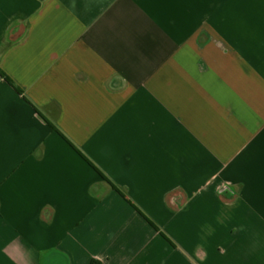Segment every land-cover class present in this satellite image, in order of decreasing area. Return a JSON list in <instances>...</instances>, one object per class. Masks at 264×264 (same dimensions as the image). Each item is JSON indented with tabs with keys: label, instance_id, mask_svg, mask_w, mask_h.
Segmentation results:
<instances>
[{
	"label": "crops",
	"instance_id": "1",
	"mask_svg": "<svg viewBox=\"0 0 264 264\" xmlns=\"http://www.w3.org/2000/svg\"><path fill=\"white\" fill-rule=\"evenodd\" d=\"M0 264H264V0H0Z\"/></svg>",
	"mask_w": 264,
	"mask_h": 264
},
{
	"label": "trees",
	"instance_id": "2",
	"mask_svg": "<svg viewBox=\"0 0 264 264\" xmlns=\"http://www.w3.org/2000/svg\"><path fill=\"white\" fill-rule=\"evenodd\" d=\"M0 76L4 77L5 79L9 80V78L6 76V74L0 69ZM10 81V80H9ZM96 264V263H94Z\"/></svg>",
	"mask_w": 264,
	"mask_h": 264
}]
</instances>
